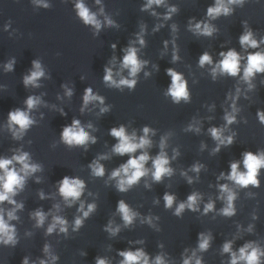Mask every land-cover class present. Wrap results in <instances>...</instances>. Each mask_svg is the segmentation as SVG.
<instances>
[{
	"label": "clouds",
	"instance_id": "9594fccd",
	"mask_svg": "<svg viewBox=\"0 0 264 264\" xmlns=\"http://www.w3.org/2000/svg\"><path fill=\"white\" fill-rule=\"evenodd\" d=\"M36 3L41 4L43 7H49L48 4L44 3V0H35ZM97 4H100L101 0H95ZM246 0H215L214 4L209 6L206 11V16L210 19H216L217 17L224 15H230L233 12V8L230 5L243 6ZM165 4V0H147L145 4L142 5L141 11H148L153 9V5L160 7ZM78 17L83 21L85 25H91L94 27L97 34L102 28V22L97 18L96 13L91 12V10L86 6L84 0H76L74 5ZM178 11L175 5H171L167 8V11L163 14V19H171L172 15ZM101 13H103V8L101 7ZM153 16L158 15V13L153 10L151 12ZM195 18L189 20L188 28L191 32L203 36H212L216 31L215 27L207 22L206 20L193 21ZM104 23L109 26H116L114 22L105 16ZM246 23V22H243ZM162 26V25H161ZM158 26L154 31L159 30ZM173 31L176 30V26H172ZM144 28H141V32L137 34V41L141 46H144L145 41L143 39ZM169 41H164V46L167 48ZM239 43L245 50L258 49L261 44H264V38L257 40L254 38L252 30H246L240 37ZM112 49L116 48L115 44L111 45ZM138 49L130 43L129 46L124 49V55L122 58V69H128L129 77L124 78L121 76L119 80L113 78L114 73L111 67L105 66L103 81L110 87H115L118 89H123L127 87L129 90H133L137 83L135 77L141 71L142 67L146 65L147 61H141L137 56ZM222 59L215 63L211 69V74L213 79L216 78L217 73L223 75L227 74L232 77H237L241 73L242 64L241 61L245 60L235 49H229L227 52H220ZM114 59V58H113ZM179 56L176 53L175 42L173 41V62L177 61ZM15 61L12 60L5 65L7 71H12ZM199 66L203 67L205 64L213 65L212 56L208 52H204L199 57ZM33 69L30 74L25 75L23 78L24 85H32L38 87L37 81L44 76V71L38 61H33ZM243 74L240 79L243 80L248 85V90H252L255 85H253L252 80L255 78L256 74H264V52L255 51L249 52L246 56V63L242 68ZM167 75L171 78V84L169 85L165 95L170 96L174 103H180L182 100L185 103L190 102V93L187 88V81L183 78L181 73H178L173 68L166 69ZM115 75H120V72H116ZM145 75H149L145 73ZM241 93L240 88H236V95H229V99L233 102L230 105L231 111H226L224 114V120L226 122L224 127H211L208 129L212 139L217 142L216 147L213 152H219L221 146L227 147L234 143V135L224 136L225 128L236 122V114L239 109L236 107V100L239 98ZM65 94L71 96L72 90L65 89ZM98 101L100 104L104 103V98L99 95L93 94L91 87L84 90L83 94V104L81 107V112L87 108L88 104L91 102ZM41 103V100L37 96H28L25 100L26 109L16 108L9 111L8 113V128L12 133L13 139H21L25 134L26 130L30 128L35 121L30 118V111L34 109L37 105ZM109 111L107 107H101L100 112L105 113ZM63 115V111H61ZM257 117L261 124H264V110H257ZM89 128L92 126L89 124ZM189 131L199 132L200 128L195 124L188 125ZM109 134L117 139V143L113 146L112 151L114 154L119 156L128 155V160L121 164L119 167L115 168L111 172L110 179H115L116 189L118 192H127L134 185H136L142 177H145L151 171V177L154 182H162L164 177H171L173 174V169L169 167L170 160L167 153L164 151L166 145L167 137H161L160 149L161 151L152 158L147 151L141 152L140 155H133L137 150H143L151 146L150 134L154 135L153 129L145 126L143 128V135L137 137L136 133L133 132L131 135L126 133V128L121 125L119 127H113L110 129ZM62 142L69 146H86L89 142L92 144L96 143V138L90 136L89 132L85 131L84 127L81 126V122L78 119H73L70 125H65L61 132ZM175 151V150H174ZM178 154V153H177ZM105 155L99 156L97 159L93 160L89 164L92 175L96 177H103L105 174L104 165L100 163V160L107 159ZM175 156H173V159ZM151 160L152 169L145 167L147 162ZM243 167L244 171H240V162H232L230 164V172L225 176V173L221 172L219 178H226L227 180L233 182L240 188H247L248 186L259 187L260 181L258 176L260 170L264 168V151L258 150L256 153L251 151H246L243 153ZM16 164L20 165V168L15 167ZM203 165L196 163L192 165L191 171L199 173ZM41 165L31 162V157L28 152L16 149L13 155L9 157H0V205L7 202L13 207L9 210L0 208V245L5 247H16L18 244V239L16 235V227L11 224L10 221L18 220L19 217L16 215L18 210H22L23 203H17L14 197L18 194V190H23L26 180L29 176L34 173L41 171ZM182 175L187 176L186 172H182ZM39 182V180H37ZM187 182L189 184L193 183V178L188 177ZM59 194L64 199L65 203L71 207L73 203L80 199L85 188V182L77 177H70L65 175L61 180L58 181ZM150 187L149 185H145ZM221 195L219 199L226 201V206L221 209V214L226 217H232L236 213L234 206V201L237 199V193L233 189L229 188L228 184L218 185ZM41 200L45 199V194L41 191L39 193ZM201 194L198 192H193L187 196L186 201L180 202L174 211V215L181 217V214L188 209L190 211H199V203L201 200ZM163 200L165 202V208L171 209L174 202L176 201V196L170 193H164ZM55 208L59 209V205H54ZM96 205L94 203L87 205V210H85L84 202L81 201L78 212L82 215L75 217L73 224V231L79 230L82 227L84 220L89 217V215L95 211ZM117 212L120 213L124 225L130 226L134 219L139 215L137 212L130 209L128 204L125 203L123 199L117 202ZM214 210V202L209 201L205 204L203 213L207 214ZM49 213L45 212L41 208H37L34 212L30 213V218L35 220L36 227H43L45 221L48 218ZM7 217V219L5 218ZM257 217H253L256 219ZM159 219V217H156ZM153 218L151 216L146 217L142 222H146L152 225ZM154 226V225H153ZM252 225H249L248 231H252ZM59 228L60 233L67 234L68 232V221L59 216H52L51 223L46 229L45 235H51L54 231ZM111 235L115 236L119 233V226L113 227L111 222L104 229ZM212 237L210 234L206 235L201 232L198 234V250L203 252L206 251L210 246V241ZM141 241H137L140 243ZM162 247V245H161ZM188 250L185 249V252ZM223 253H228L230 255L229 264H264V248L260 247L254 241L246 242L237 251L232 250V241H227L223 244ZM43 253L46 258H38V264H56L59 259L58 256L51 254L50 246L45 243L43 246ZM118 255L123 259L120 260L119 264H168L164 259L162 254H158L154 259L150 258L149 254L143 249L135 250H123L119 251ZM203 264L202 258L196 255V250H193L191 256H183L182 264ZM21 264H30L29 257L24 256L22 258ZM31 264H37V261H32ZM95 264H109V261L105 258L97 257Z\"/></svg>",
	"mask_w": 264,
	"mask_h": 264
}]
</instances>
